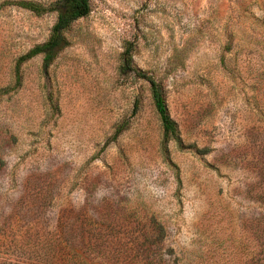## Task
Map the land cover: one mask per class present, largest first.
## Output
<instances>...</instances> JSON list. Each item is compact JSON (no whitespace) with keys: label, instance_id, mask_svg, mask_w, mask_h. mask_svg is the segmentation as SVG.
Here are the masks:
<instances>
[{"label":"rangeland","instance_id":"374dc122","mask_svg":"<svg viewBox=\"0 0 264 264\" xmlns=\"http://www.w3.org/2000/svg\"><path fill=\"white\" fill-rule=\"evenodd\" d=\"M19 1L57 0L0 6ZM90 7L51 65L44 70L42 56L26 62L22 85L4 95L16 60L47 40L56 15L0 7V243L8 236L0 252L15 243L8 262L37 264L25 245L76 228L71 238L88 264H133L125 247L148 240L156 260L199 251L215 264H255L237 245L251 238L247 222L264 196L255 166L264 146V0ZM128 46L134 68L162 86L183 149L171 140L164 154L148 83L122 73ZM103 242L104 252L88 247Z\"/></svg>","mask_w":264,"mask_h":264},{"label":"trees","instance_id":"16d2710c","mask_svg":"<svg viewBox=\"0 0 264 264\" xmlns=\"http://www.w3.org/2000/svg\"><path fill=\"white\" fill-rule=\"evenodd\" d=\"M9 5L27 10L35 16H43L48 13H54L56 15V20L51 28V32L47 40L41 44L35 45L16 60L14 67V85L11 88H6L1 91L2 95L8 94L10 91L18 89L22 85L21 67L23 64L32 60L33 58L42 56L43 69L46 70L56 58L57 54L67 46L64 33L74 22L81 18H86L91 12L90 0H57L49 6H43L41 4L29 1L5 2L0 7ZM122 58V73L131 71L136 77L145 80L149 85L151 100L162 128L161 148L164 154H167V144L171 140L175 141L180 149H183L184 146L179 137L177 125L169 116L162 86L152 76L134 68L132 65L130 46L124 50ZM126 129L127 124L123 122L116 128L109 141H116ZM256 165L260 169L259 175L260 181L262 183V181H264V146L260 151V156L257 158V163L255 166ZM180 181V178L177 176V182L179 183ZM258 207L260 208V211L251 221L249 220L250 224H248L249 221L247 222V225H250L249 227L251 228V238L246 237L243 240H239L237 248H240L241 252L243 253L250 254L253 260H255V257H257L254 261L255 264H264V196L260 198ZM0 224H2V222H0ZM158 229L159 236L157 238L162 240V242H165L167 240V228L161 226ZM4 230L5 228L3 226V231ZM70 231L63 234L62 238L60 239L61 241L56 240V243L25 245L24 247H27L29 251L38 257L37 264H88V261L79 253L81 245L73 242L71 238L73 233L78 235L80 234V231L78 229L76 230V228ZM153 231V229H147L146 238L149 239L154 237ZM67 235L69 236L68 238ZM7 238L8 236L4 232L3 243H0V246L7 244L4 243ZM154 241L155 240H148V243L135 242L130 244L129 248L125 247L126 250L134 253V257L131 259V261L134 262L133 264H215L214 260L211 261V259H206L202 252L200 253L199 251L193 252V258H188L187 260H183V258L179 257H175L174 259L167 261L156 260L155 258H151L149 253L152 252L151 248L155 244ZM13 245H15V243L7 247L6 250L10 249ZM105 245L106 243L104 242L99 245L94 243L90 244L88 247L93 251L101 253L104 252L102 247ZM24 247L22 248L25 249ZM6 250H4L2 253L0 252L2 255L1 257H3V262L0 264H18L16 262H8V258L5 257ZM25 250L28 251L27 249ZM101 264H122V262L119 263L118 260L113 261L112 258H109L104 259Z\"/></svg>","mask_w":264,"mask_h":264}]
</instances>
